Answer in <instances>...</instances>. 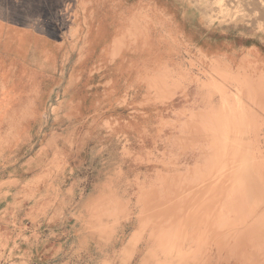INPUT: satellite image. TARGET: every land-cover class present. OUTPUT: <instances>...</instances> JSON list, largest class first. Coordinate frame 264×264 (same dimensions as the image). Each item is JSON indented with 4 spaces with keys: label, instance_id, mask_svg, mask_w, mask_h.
I'll return each instance as SVG.
<instances>
[{
    "label": "rangeland",
    "instance_id": "obj_1",
    "mask_svg": "<svg viewBox=\"0 0 264 264\" xmlns=\"http://www.w3.org/2000/svg\"><path fill=\"white\" fill-rule=\"evenodd\" d=\"M0 264H264V0H0Z\"/></svg>",
    "mask_w": 264,
    "mask_h": 264
},
{
    "label": "bare ground",
    "instance_id": "obj_2",
    "mask_svg": "<svg viewBox=\"0 0 264 264\" xmlns=\"http://www.w3.org/2000/svg\"><path fill=\"white\" fill-rule=\"evenodd\" d=\"M192 119H193V118H192ZM209 128L211 129V127H209ZM210 143H211V142H210ZM201 144H202V143H201ZM201 144H200V146H201ZM203 146H205V145H203ZM203 146H202V147H203ZM209 148H210V149H213V148H215V147H214V145H212V143H211L210 146L208 147V149H209ZM197 150H198V149H197ZM203 150H204V149H203ZM204 151H205V150H204ZM204 151H203V152H204Z\"/></svg>",
    "mask_w": 264,
    "mask_h": 264
}]
</instances>
